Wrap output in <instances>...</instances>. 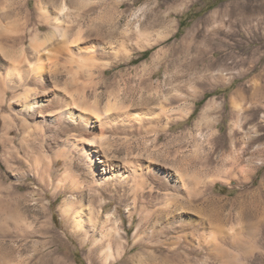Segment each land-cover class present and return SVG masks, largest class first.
Returning <instances> with one entry per match:
<instances>
[{"label":"rangeland","instance_id":"374dc122","mask_svg":"<svg viewBox=\"0 0 264 264\" xmlns=\"http://www.w3.org/2000/svg\"><path fill=\"white\" fill-rule=\"evenodd\" d=\"M90 3L95 12L82 21L81 46L96 54L99 70L107 68L110 90L82 78L83 106L91 112L101 99L99 106L105 107L108 92H119L123 106L117 108L143 122L138 129L74 133L84 141L98 137L101 156L112 161L128 157L141 167L149 163L177 172L186 187L141 192L150 202L144 211L131 196L119 203L117 196L98 190L109 203L104 216L114 214L127 232L126 252L119 258L123 245L111 238L93 246L91 240L101 237L97 233L84 243L58 210L70 193L55 191L54 184L62 182L68 168L80 185L89 184L78 153L57 140L53 130H43L42 140L32 143L12 130L13 142L2 141L6 131L0 113V264H158L166 258L173 264H264V0ZM210 100L213 105L204 112ZM38 157L43 161L34 160ZM42 166L46 176L40 174ZM83 194L88 204L92 192ZM171 197L188 225L202 217L205 235L222 229L217 250L184 247L190 251L175 256V246L157 234L154 220L160 201ZM136 233L145 241L133 247ZM105 249L111 256L101 257Z\"/></svg>","mask_w":264,"mask_h":264},{"label":"bare ground","instance_id":"6f19581e","mask_svg":"<svg viewBox=\"0 0 264 264\" xmlns=\"http://www.w3.org/2000/svg\"><path fill=\"white\" fill-rule=\"evenodd\" d=\"M90 1L0 0V113L3 130L6 131L1 140L12 143L13 140L9 138L12 130H20L24 134L22 141L32 143L43 137V130H53L57 140L75 150L85 166L89 184L86 187L80 185L75 175L71 174L72 169L68 168L62 182L54 184L55 191L70 193L58 210L70 223L73 233L84 237V243L97 233L101 237L91 240L93 246L111 238L118 245H123V248H118L117 256L120 258L126 252L124 238L127 232L120 230L119 223L112 217L114 214L104 216L109 203L101 200L98 190L104 188L110 197L117 196L119 203L129 199L134 205L140 202V211H144L150 202L143 200L144 194L139 196L141 192L147 190L151 195L160 192L158 190H184L186 183L177 172L152 167L149 163L141 167L134 160L129 161L128 157L124 162L112 161L101 156L102 143L98 137L93 135L91 140L84 141L74 133L78 130L92 134L96 130L103 133L104 130L133 129L143 122L135 115L124 112V108L123 111L117 108L118 104L123 106V103L122 100L120 102L119 92L112 90L110 94L108 92L105 107L100 108L98 101L101 103V99L93 103L91 112L83 106L87 104V97L84 93L82 95V78L91 85L93 83L94 87L110 88L105 79L107 68L99 70L94 62L96 54L81 46L84 33L82 21L91 18L95 12ZM96 29L100 30L99 27ZM106 49L102 48L103 51ZM212 105V100L207 102L204 112L209 111ZM35 133L39 135L33 137ZM43 144L40 143V147ZM10 153L12 156L16 154L15 151ZM34 160L43 161L40 157ZM44 166L40 171L41 176H46ZM151 176L159 185L154 184ZM1 181L0 175V185ZM43 183L47 187L48 182L45 180ZM85 189L92 192V200L88 204L83 202ZM11 190L15 192L17 189L13 186ZM173 198L160 201L159 206L154 208V220L159 226L157 234L166 237L169 240L167 243L175 246V256L181 258L187 254L186 251L192 252L196 247H204L210 253L217 250L223 239L222 229L205 235L207 223L202 217L193 221V226L188 225L177 213L180 207ZM147 210L149 212L150 209ZM133 213L129 212V216L132 217ZM109 224L111 226L107 228ZM139 233L133 236V247L145 241ZM184 247L191 249H182ZM180 250H184V253H180ZM107 253L105 249L100 255L106 257ZM107 256H111L110 253ZM161 263L173 264L169 258L158 264Z\"/></svg>","mask_w":264,"mask_h":264},{"label":"trees","instance_id":"16d2710c","mask_svg":"<svg viewBox=\"0 0 264 264\" xmlns=\"http://www.w3.org/2000/svg\"><path fill=\"white\" fill-rule=\"evenodd\" d=\"M182 26V24H181ZM150 54V51L144 52L141 56V59H146V57H148V55ZM207 97V96H206ZM202 103V102H201Z\"/></svg>","mask_w":264,"mask_h":264}]
</instances>
